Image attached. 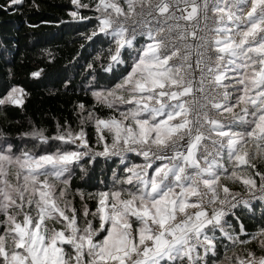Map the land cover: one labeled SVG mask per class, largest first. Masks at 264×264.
<instances>
[{
    "label": "snow or ice",
    "instance_id": "obj_1",
    "mask_svg": "<svg viewBox=\"0 0 264 264\" xmlns=\"http://www.w3.org/2000/svg\"><path fill=\"white\" fill-rule=\"evenodd\" d=\"M71 4L92 52L62 86L91 103L0 129V264H264V0Z\"/></svg>",
    "mask_w": 264,
    "mask_h": 264
},
{
    "label": "trees",
    "instance_id": "obj_2",
    "mask_svg": "<svg viewBox=\"0 0 264 264\" xmlns=\"http://www.w3.org/2000/svg\"><path fill=\"white\" fill-rule=\"evenodd\" d=\"M36 2L40 5L39 9L31 6L32 0H23L18 11L0 9V93L10 85L17 84L29 94L22 107L0 109V129L13 136L30 130L33 125L51 134L55 131L57 119L71 118L72 101L83 99L91 103L90 97L84 96L82 91H65L62 80L66 76L72 77L73 83L82 86L81 69L76 66L75 60L79 59L77 52L85 57L92 52V48L88 47L90 42L84 40L82 34L89 33L93 25L87 21L72 20L69 12L75 10V6L71 0ZM82 2L91 3L92 0ZM4 3L5 0H0V5ZM81 15L94 16L95 12L81 9ZM81 45L85 48H81ZM46 51L53 53L55 61L47 59ZM37 68L44 70L43 79L39 82V78L29 75ZM9 69L11 77L8 75ZM99 173L98 168L96 174ZM97 188L102 186L87 187L86 190L94 192ZM94 203V200H89V207ZM260 216L257 204L255 219L246 218L245 222L250 226L255 225Z\"/></svg>",
    "mask_w": 264,
    "mask_h": 264
},
{
    "label": "built area",
    "instance_id": "obj_3",
    "mask_svg": "<svg viewBox=\"0 0 264 264\" xmlns=\"http://www.w3.org/2000/svg\"><path fill=\"white\" fill-rule=\"evenodd\" d=\"M215 15H216L215 13L209 11V17H213V16H215ZM210 26H211V23H210Z\"/></svg>",
    "mask_w": 264,
    "mask_h": 264
},
{
    "label": "rangeland",
    "instance_id": "obj_4",
    "mask_svg": "<svg viewBox=\"0 0 264 264\" xmlns=\"http://www.w3.org/2000/svg\"><path fill=\"white\" fill-rule=\"evenodd\" d=\"M29 147H32V145H29Z\"/></svg>",
    "mask_w": 264,
    "mask_h": 264
}]
</instances>
